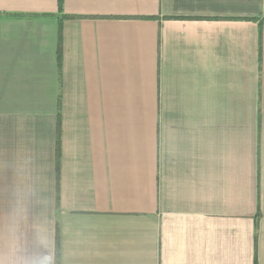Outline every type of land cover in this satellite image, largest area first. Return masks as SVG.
I'll return each instance as SVG.
<instances>
[{
	"label": "crops",
	"instance_id": "crops-1",
	"mask_svg": "<svg viewBox=\"0 0 264 264\" xmlns=\"http://www.w3.org/2000/svg\"><path fill=\"white\" fill-rule=\"evenodd\" d=\"M0 0V264H264V0Z\"/></svg>",
	"mask_w": 264,
	"mask_h": 264
},
{
	"label": "trees",
	"instance_id": "trees-1",
	"mask_svg": "<svg viewBox=\"0 0 264 264\" xmlns=\"http://www.w3.org/2000/svg\"><path fill=\"white\" fill-rule=\"evenodd\" d=\"M59 10L61 11V0H59Z\"/></svg>",
	"mask_w": 264,
	"mask_h": 264
}]
</instances>
